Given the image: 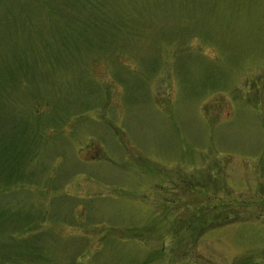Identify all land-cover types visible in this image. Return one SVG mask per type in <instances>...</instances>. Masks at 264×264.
<instances>
[{"label": "rangeland", "instance_id": "374dc122", "mask_svg": "<svg viewBox=\"0 0 264 264\" xmlns=\"http://www.w3.org/2000/svg\"><path fill=\"white\" fill-rule=\"evenodd\" d=\"M0 264H264V0H0Z\"/></svg>", "mask_w": 264, "mask_h": 264}]
</instances>
